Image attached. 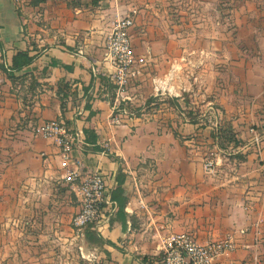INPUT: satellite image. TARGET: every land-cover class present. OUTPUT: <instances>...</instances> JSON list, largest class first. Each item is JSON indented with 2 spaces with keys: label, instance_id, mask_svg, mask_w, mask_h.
Wrapping results in <instances>:
<instances>
[{
  "label": "crops",
  "instance_id": "obj_1",
  "mask_svg": "<svg viewBox=\"0 0 264 264\" xmlns=\"http://www.w3.org/2000/svg\"><path fill=\"white\" fill-rule=\"evenodd\" d=\"M22 1L24 12L0 0V264H136L158 257L178 234L200 244L231 238L235 250L214 264H264V0L250 10L256 19L237 23L244 47L231 57L237 93L218 82L211 52L154 50L144 29L136 33L147 18L130 0ZM129 15L142 70L130 104H159L114 124L100 79L114 71L104 45ZM27 50L33 61L11 80L3 67ZM214 89L220 97L212 101ZM164 96H174L176 107ZM59 118L85 135L82 172L101 171L111 193L125 176V217L92 228L102 243L72 227L79 206L62 180L61 151L35 134ZM253 127L263 136L260 153L250 143ZM207 158L217 163L212 175Z\"/></svg>",
  "mask_w": 264,
  "mask_h": 264
},
{
  "label": "built area",
  "instance_id": "obj_2",
  "mask_svg": "<svg viewBox=\"0 0 264 264\" xmlns=\"http://www.w3.org/2000/svg\"><path fill=\"white\" fill-rule=\"evenodd\" d=\"M14 1L17 8L24 12L27 5L22 0ZM134 24L132 15L119 18L104 45L105 60L114 68L107 77L109 83L115 86L114 124H119L123 117H136L126 106H122L130 104L129 91L142 76L133 51L131 29ZM250 133V143L260 153L263 136L254 127ZM35 134L54 140L61 151L62 168L67 171L62 180L70 185L79 206V211L72 218V227L83 234L88 228L100 230L108 225L118 211V203L112 199L101 171L82 172L84 163L78 155L87 146L85 135L62 118L39 124ZM216 165L213 158H207L204 161L206 174L212 175ZM235 248L231 238L200 244L190 234L172 235L165 240L153 264H214L218 258L229 257ZM136 264H144L143 259H137Z\"/></svg>",
  "mask_w": 264,
  "mask_h": 264
},
{
  "label": "rangeland",
  "instance_id": "obj_3",
  "mask_svg": "<svg viewBox=\"0 0 264 264\" xmlns=\"http://www.w3.org/2000/svg\"><path fill=\"white\" fill-rule=\"evenodd\" d=\"M130 1L137 8L138 15L144 17V21L147 18V23L138 26L136 33L141 34L140 28L144 29L145 34L154 43V50L211 52L213 57L208 63L218 74V82L221 79L225 80L228 82L229 88L234 87L233 91L237 93L235 89L237 84L234 83L236 82L235 74L231 73V57L237 54L239 49L244 51L243 43L240 41L236 43L238 39L237 23H240L248 15L256 19V12L250 11L256 5V0ZM174 42L182 43L179 44V47L176 48L175 45L173 48ZM224 56H228V64L225 60L227 58ZM221 69H223L222 73ZM134 85L136 86L137 83L135 82ZM129 95L131 98L130 91ZM219 97L220 91L214 89L209 99L215 101ZM174 98V96L165 97L172 107H176L177 103ZM172 99L174 100L172 101ZM189 101L188 95H184V102L189 104ZM147 103L139 107L134 106V108L137 110L146 108ZM157 104L159 103H155L146 111H155L158 108Z\"/></svg>",
  "mask_w": 264,
  "mask_h": 264
},
{
  "label": "trees",
  "instance_id": "obj_4",
  "mask_svg": "<svg viewBox=\"0 0 264 264\" xmlns=\"http://www.w3.org/2000/svg\"><path fill=\"white\" fill-rule=\"evenodd\" d=\"M43 1L44 0H33L32 4L33 5H37V4H39L40 2H43ZM32 61H33V57L30 55V51L29 50H27L25 52H19L17 54V56L14 58L12 66L11 67L9 66L8 68L3 67V70L5 71V73L8 75V77L11 80H15L16 79L15 73H17L19 71H22L24 68L28 67L31 64ZM100 79H101V82H104L106 84V86L108 88L107 91L110 93L109 95L111 97V102L114 105V101H115V86L110 84L109 80L107 78H105V77H101ZM85 91L88 92V89H86ZM65 98H67L66 95H65ZM155 100H156L155 98L150 99L148 101L147 105L153 103ZM122 106H126L137 117H141L142 109H138L137 110L129 103H126V105H122ZM86 108L90 109L89 106H87ZM227 135H229V138L234 137L231 132H229V134H227ZM93 138H95V137L93 136ZM87 140L90 141L89 139H87ZM235 143H236V145H239V142L236 141ZM96 150L99 151L100 149L97 148ZM110 157H113V156H110ZM238 157H241V156H238ZM124 180H125V176L120 173V175L118 177V187H117V189L114 192H112V199L118 203V211H117L116 215H118L120 218L125 217V207H126L127 202H128V198L124 196V190H123ZM96 237H97L96 236V232L94 230H92V228H88L86 230V238H87V240H88V242L90 244L93 243V242L102 243V240L97 239ZM155 259L156 258H148V259L144 258L143 262H144V264H153V261Z\"/></svg>",
  "mask_w": 264,
  "mask_h": 264
}]
</instances>
